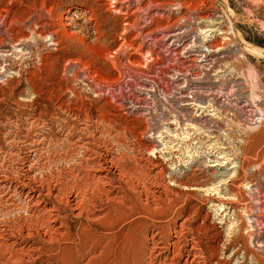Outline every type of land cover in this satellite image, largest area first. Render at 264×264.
<instances>
[{
    "label": "rangeland",
    "instance_id": "1",
    "mask_svg": "<svg viewBox=\"0 0 264 264\" xmlns=\"http://www.w3.org/2000/svg\"><path fill=\"white\" fill-rule=\"evenodd\" d=\"M112 1L0 0V53L12 59L18 72L22 71L19 77L11 70L4 73L6 63H1L0 57L2 77L14 76L5 82L0 79V168L9 169L6 176L16 193L29 192L22 187L23 181L36 189L33 178L46 179L66 167L64 162L45 156L41 162L45 168L40 171L30 152V140L44 133L61 141L68 131L62 123L72 121L76 113L80 118L88 117L86 110L90 108L89 115L116 122L129 141L136 139L144 150L152 149L155 136H145V117L115 108L118 98L137 95V89L132 93L134 82L148 76L146 79L157 85L158 106L165 109L168 93L175 95L165 73L201 70L191 62L193 57H202L201 50L197 54L187 51L183 59L174 55L194 38L203 45L201 48L209 47L211 54L204 60L209 75L199 78L200 90L204 94L217 91L222 80L232 79L244 98H250L264 116V0H130L123 5ZM184 27L189 31L177 50L164 52L168 39H160ZM141 32H153L154 37L141 44ZM52 41L57 45L50 47ZM238 42L249 45L250 53L248 49H241V55L234 53ZM158 53L165 56L163 62ZM228 90L229 85H222L223 92ZM225 98L231 102L229 96ZM60 107L69 113L62 114L57 110ZM183 107L196 117L217 120L221 127L215 133L185 125L183 134L173 114H168L169 120L159 121L160 126L164 124L162 135L156 138L161 156L144 157L153 164L146 165L147 180L142 178L137 190L147 191L160 207L165 205L163 200L158 201L162 187L169 185L175 192L167 196L172 202L164 217L135 222L132 248L138 252L145 243L144 262H148L151 250L153 259L168 256L178 264H264V117L258 126L252 124L254 127L247 129L249 126L242 121L240 124L229 108L214 110L191 102ZM50 109L54 111L52 116L45 112ZM110 136H100L103 145L112 144ZM67 147H53L52 153L72 150ZM13 153L20 159H10ZM126 165L127 169L138 170L133 162ZM11 168H16V175ZM92 174L103 176L100 172ZM194 186L202 189L191 190ZM10 194L8 191L5 195L9 204L18 203V197L11 199ZM258 206L263 208L261 213ZM12 216L9 213L4 218L0 212V237H9L10 230L3 222ZM167 227L170 231L164 233ZM176 242L179 249L173 251L171 245Z\"/></svg>",
    "mask_w": 264,
    "mask_h": 264
},
{
    "label": "bare ground",
    "instance_id": "2",
    "mask_svg": "<svg viewBox=\"0 0 264 264\" xmlns=\"http://www.w3.org/2000/svg\"><path fill=\"white\" fill-rule=\"evenodd\" d=\"M114 1L123 5L128 4L130 0H113L112 2ZM143 30L141 29V31ZM188 31V27H184L181 30H172V32L163 36L160 40L168 39V43L163 47L164 52H175L181 39L185 37ZM141 35V44H144L145 39L154 37L153 32H141ZM51 45H57V42L52 41L49 46L51 47ZM238 45L240 46L234 53L241 55V49H248L247 51H249L250 47L246 43L238 42ZM202 46L194 38L187 44V48L174 53L176 59H183L188 56L187 51H190L191 54H197L201 50L203 52L202 57L199 59L193 57L191 61L198 65L197 69L201 70H198L197 73L195 71L190 73L186 69H177L165 73V77L174 86L175 94L172 95L165 92L169 95V97L165 96V98L167 97L163 105L166 107L165 109L158 106L157 85L154 86L150 83L146 79L148 76H143L144 78L146 77L145 79L142 77V79L137 78V81L134 82L132 93L134 89H137V95L133 93L132 96L127 98L123 96L118 98L120 101L115 108L122 110L127 115L138 112V115L145 117V136H155L152 141L154 145L152 149L144 150L136 139L129 141L123 136V133L121 134L123 130L116 122L89 115L91 114L90 109H92L90 108L86 110L88 117L80 118L79 114L76 113L72 121L62 123L68 131L66 130L67 132L63 135L61 141L54 139L51 135L45 136L44 133H38L35 138L30 140L29 146L33 147L30 152L34 154V162L39 164L40 171L45 168V165L41 164L46 159L45 156L51 161H62L66 166L57 170V175L51 174L46 179L43 177L40 180H38L37 176L33 178L31 181L37 186L36 189L29 187L28 181L26 182L27 184L23 183V181L21 183L22 187L28 188L29 192L24 193L21 190L16 193V189H13L6 176L9 173V169L0 168V212L4 218H8L7 215L9 213L13 214V219H6L3 222L4 224L6 223V228L10 230V235L8 238L0 237V264H178L174 259H169L168 256L155 257L153 259L151 250L148 262H144L141 257L146 249L145 243L141 245L138 252L132 248L133 238L135 239L136 235L135 222L148 217H164L166 207L172 202L167 196L169 193L175 192L174 190L170 191L169 185L163 186L160 193L161 198L158 201L163 200L165 205L160 207L156 201L152 200V196L147 191L138 193L137 190L142 178H144L143 181L147 180L148 175L144 171L146 165L151 166L153 164L148 158L144 160V157L146 155L151 158L161 156V146L156 141V138L162 135L161 130H164V124L160 126L159 121L161 119H163L162 122L165 121L164 119L169 120L168 114L171 113L174 115L173 121L175 125L180 126L183 134H185V125L203 130V132L212 129V131L218 133L217 130L221 126L217 120L196 117L190 114V110L183 107L190 102L201 107L210 106L214 110L220 107L229 108L232 111L231 113L237 117L236 119H238L239 123L242 121L249 126L247 129H252L254 124L258 126L264 117L262 115L263 112L261 113L259 108L250 103L252 102L250 98H244V92L238 89L237 82L232 79L222 80L217 91L212 90L204 94V91L200 90L201 86L199 84L202 83L199 82V78L208 74L206 73L204 60L209 59L211 56L208 51L209 47L207 49L204 47L205 49H203L201 48ZM253 51L256 50L253 49ZM0 54L1 63H6L2 67L4 73L11 70L15 74L17 73L19 77L22 71H17V67H15V63L11 58L2 53ZM159 57L160 61L163 62L165 56L160 54ZM159 75L161 76L162 74ZM12 78L14 76L4 79V76L2 77V74H0L2 82ZM222 85H229L227 93L222 91ZM225 96L230 97L231 104L228 102L229 100L226 101ZM241 100L244 102L240 105ZM57 110L62 114L69 113V111L61 107ZM45 112L52 116L54 111L50 109ZM39 123L43 125L45 121L41 119ZM169 129L167 126L166 130ZM165 132L166 135H172L169 131ZM103 133L111 135L112 140L109 143L112 144L103 145V142L100 141V136ZM61 145H66L72 150L70 149L67 152L66 149V153H52L51 148L59 149ZM106 155L108 156L106 157ZM9 156L10 159L16 160L21 157L16 153L9 154ZM137 156H140V158L137 159ZM206 157L208 159V156ZM127 161L135 163L138 170H136L137 168L127 169ZM138 161H144V164L140 165L141 163L138 164ZM201 163L207 164L206 161ZM32 166L30 165L29 167L31 171L33 170ZM11 169L12 171L10 172L16 175V168ZM18 169L21 168L18 167ZM95 172L103 173V176L96 178L92 174ZM158 175L159 173H155L154 176L158 177ZM94 180L97 184L93 183ZM172 182L177 185L176 182ZM106 186L109 187V190H106ZM200 189H202L200 186L191 188V190L195 191ZM8 191L12 193L10 194L11 199L15 196L18 197V203L9 204L5 196ZM143 196L145 197L144 201L142 200ZM258 208L260 209L259 212L261 209L263 210L260 206ZM168 230L170 231L169 227L165 228L164 233ZM155 234L158 235L159 233ZM178 244L176 242L171 245L173 251H178ZM154 245L155 241L153 240L152 246Z\"/></svg>",
    "mask_w": 264,
    "mask_h": 264
}]
</instances>
